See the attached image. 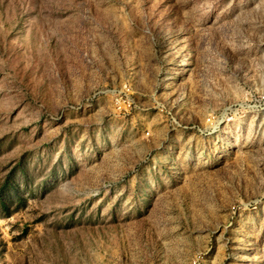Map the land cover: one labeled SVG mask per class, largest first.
Segmentation results:
<instances>
[{
  "label": "rangeland",
  "instance_id": "rangeland-1",
  "mask_svg": "<svg viewBox=\"0 0 264 264\" xmlns=\"http://www.w3.org/2000/svg\"><path fill=\"white\" fill-rule=\"evenodd\" d=\"M0 264H264V0H0Z\"/></svg>",
  "mask_w": 264,
  "mask_h": 264
},
{
  "label": "trees",
  "instance_id": "trees-1",
  "mask_svg": "<svg viewBox=\"0 0 264 264\" xmlns=\"http://www.w3.org/2000/svg\"><path fill=\"white\" fill-rule=\"evenodd\" d=\"M9 185H11L10 184V182L9 181H7L6 183H5V185H3V186H9ZM4 204V203H3ZM5 206V205H4ZM6 214L8 213V212H5Z\"/></svg>",
  "mask_w": 264,
  "mask_h": 264
}]
</instances>
